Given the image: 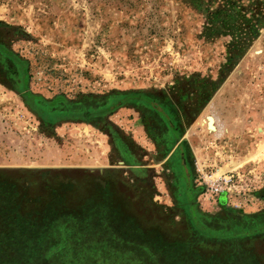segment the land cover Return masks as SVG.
I'll return each mask as SVG.
<instances>
[{"label": "rangeland", "instance_id": "rangeland-1", "mask_svg": "<svg viewBox=\"0 0 264 264\" xmlns=\"http://www.w3.org/2000/svg\"><path fill=\"white\" fill-rule=\"evenodd\" d=\"M4 30L33 94L162 100L174 144L155 143L181 149L195 194L173 206L157 173L154 217L119 191L63 185L109 166L110 127L146 166L163 161L133 110L46 124L0 82V264H264V231L223 237L264 218V0H0Z\"/></svg>", "mask_w": 264, "mask_h": 264}, {"label": "trees", "instance_id": "trees-1", "mask_svg": "<svg viewBox=\"0 0 264 264\" xmlns=\"http://www.w3.org/2000/svg\"><path fill=\"white\" fill-rule=\"evenodd\" d=\"M187 1L195 3L196 0ZM10 37V30H4V32L0 31V82L7 89L17 93L24 101L27 108L44 123L61 122L62 120H69L71 118L80 120L87 116L100 120L99 122H103L106 120V117L111 116L120 109H130L138 114L145 133L149 137L154 138L161 147L169 150L174 144L175 126L170 125L171 118L166 113L163 106L165 103L163 104L161 102L162 100L158 99V101L155 98L149 97L147 94L135 92L120 95H100L97 96V99H94V96H81V99L79 98V100L71 101L62 95L56 96L52 100H47L39 94H33L28 89L29 76L27 75V62L11 50L8 43L11 39ZM57 109L60 113V115H58L60 118L55 121L53 120L54 115H52V112ZM166 127L170 130L169 135H165L164 130ZM48 217L49 216H44L43 219H48ZM201 220L206 221L201 217L196 221ZM77 224L79 225V223ZM103 227L105 226H99L98 228L106 229ZM84 228L89 231L88 226H84ZM245 231H252V234L257 231H264V218L260 221L253 220L252 222H248V224H246V226L243 225L241 229H238L236 226V228H232L231 231L223 235V237H242ZM87 248L89 247L85 249ZM98 250L101 249L98 248Z\"/></svg>", "mask_w": 264, "mask_h": 264}, {"label": "flooded vegetation", "instance_id": "flooded-vegetation-1", "mask_svg": "<svg viewBox=\"0 0 264 264\" xmlns=\"http://www.w3.org/2000/svg\"><path fill=\"white\" fill-rule=\"evenodd\" d=\"M113 129V127H110L108 134V138L110 139V142L112 144V151L126 166V171L122 172L117 169L106 171L105 169H99L96 170V172H94L92 175H90V173H87L86 171H82L80 173H77V178L73 176L75 174L71 175L64 173L62 175L73 177L76 180H74V183H72L73 180L65 179L60 176L58 179L61 183H64L63 185H67L69 184V182H71V184H74L76 187H78V189H82L85 195L88 194V190L90 188L92 189L93 186H95L96 189L98 188L99 192L101 191L102 194L103 192H105L106 196L117 195V192L119 191L125 195V197H123V201H131L133 204H137L139 207L145 208L146 212L143 211V215L156 217L160 214L161 211L153 201L152 194L153 192L154 194L156 193L153 190L154 185L152 181L156 180L157 173H159V178L164 181L165 187L169 192L168 196L170 197L173 206L179 203L182 199L186 200L187 202L193 199L195 193L191 188H188L187 191V181L182 175V173L184 172L183 165H187L188 161L183 152H181V149L179 151V147H177L175 150L176 152H173L170 156L168 154L163 155L162 148L158 149L155 143L156 141H152L157 149L154 153V156L152 157L151 155H149V157L153 160V162H157L159 160L163 161L160 167L161 172H159L158 170L150 168V166L148 165L146 166V162L141 160H145L146 158H148V154H143L142 152V157L139 159L138 154L134 152L133 142L129 138L124 137V134ZM146 161L149 162L150 160ZM121 173L126 175V179L128 180L127 188H120L119 185H115L116 179H118L117 182L119 183V179H121ZM20 174L22 176L26 175L25 172H20ZM60 178H62L63 181L67 180V182H62ZM23 180L24 179L21 178L20 181ZM31 186L32 184L29 183L27 188H31ZM100 199H103V196H101ZM193 203L194 202L191 201V207H194ZM130 212L133 215H136V212ZM188 213V215L190 216V212ZM228 216L229 218H236V220L241 219H237V215L234 214H228ZM177 218L180 221L181 213L179 210H176V212L174 211L173 214L170 215L168 213V223L177 224Z\"/></svg>", "mask_w": 264, "mask_h": 264}, {"label": "crops", "instance_id": "crops-1", "mask_svg": "<svg viewBox=\"0 0 264 264\" xmlns=\"http://www.w3.org/2000/svg\"><path fill=\"white\" fill-rule=\"evenodd\" d=\"M108 163H109V166H106V167H104L102 170H106V171H110L111 169L113 170V169H117V170H119V171H121L122 169H125L126 168V166L123 164V162L121 161V160H119L118 159V157H117V155L112 151V147H111V150L108 152ZM113 156L115 157L116 156V160H118V161H116L117 163H118V165H120V166H116V164H115V166H111L112 164H113V161H114V159H113ZM81 171H85V170H75V175L77 174V173H80ZM123 172V171H122ZM123 176H124V174L123 173H121ZM117 180L118 179H116V183H115V185L116 186H118L119 185V187L120 188H127L128 186V180L126 179V177H121V179H119V183L117 182ZM123 192V191H122ZM124 193V192H123Z\"/></svg>", "mask_w": 264, "mask_h": 264}, {"label": "bare ground", "instance_id": "bare-ground-1", "mask_svg": "<svg viewBox=\"0 0 264 264\" xmlns=\"http://www.w3.org/2000/svg\"><path fill=\"white\" fill-rule=\"evenodd\" d=\"M208 121H209V126L212 130H214V119L213 118H208Z\"/></svg>", "mask_w": 264, "mask_h": 264}, {"label": "water", "instance_id": "water-1", "mask_svg": "<svg viewBox=\"0 0 264 264\" xmlns=\"http://www.w3.org/2000/svg\"><path fill=\"white\" fill-rule=\"evenodd\" d=\"M209 118H210V116H209ZM60 180H61L62 182H65V183L67 182V180H64V181H63L62 178H60ZM72 183H74V181H72ZM237 217H239V216H237Z\"/></svg>", "mask_w": 264, "mask_h": 264}]
</instances>
